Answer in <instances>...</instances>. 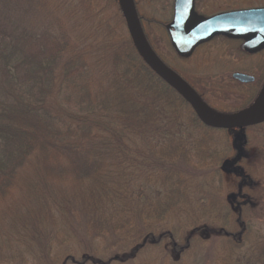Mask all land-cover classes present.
<instances>
[{
    "label": "trees",
    "instance_id": "obj_1",
    "mask_svg": "<svg viewBox=\"0 0 264 264\" xmlns=\"http://www.w3.org/2000/svg\"><path fill=\"white\" fill-rule=\"evenodd\" d=\"M105 3L0 0V264H264L259 126L206 127Z\"/></svg>",
    "mask_w": 264,
    "mask_h": 264
},
{
    "label": "rangeland",
    "instance_id": "obj_2",
    "mask_svg": "<svg viewBox=\"0 0 264 264\" xmlns=\"http://www.w3.org/2000/svg\"><path fill=\"white\" fill-rule=\"evenodd\" d=\"M133 1L137 14L147 20L141 24L147 41L164 64L175 69L184 81L189 80L197 90L203 92V99L207 104L213 101L215 105L229 109L239 108L242 104V98L239 96L241 88L232 80L231 75L247 72L250 62L263 64L264 51L252 59L243 54L237 42L217 38L201 46L188 57H178L169 44L166 31L151 22V19H156L169 23L174 0ZM99 2L101 6L106 4V0ZM261 7H264V0H194L195 13L206 17ZM127 29L121 22L119 31L124 34L128 32ZM249 72L248 75L251 76H257L259 73L257 68ZM253 136H256V140L252 141L246 164L256 180L257 201L250 211L253 222L264 226V128L255 129ZM205 259L206 255L199 253L194 261L195 264H213L212 258L210 262Z\"/></svg>",
    "mask_w": 264,
    "mask_h": 264
},
{
    "label": "water",
    "instance_id": "obj_3",
    "mask_svg": "<svg viewBox=\"0 0 264 264\" xmlns=\"http://www.w3.org/2000/svg\"><path fill=\"white\" fill-rule=\"evenodd\" d=\"M117 2L140 57L160 79L194 109L206 127L235 129L247 124L258 125L264 121V110L257 117L252 116L257 104L232 115H221L211 111L198 95L180 77L170 71L151 50L143 35L134 1L117 0ZM193 2L194 0H174L173 17L166 26L170 44L177 55L189 56L198 45L218 35L247 39L244 50L249 53L264 46V8L226 12L204 19L195 13ZM232 78L240 83L252 81L251 77L238 73L233 74Z\"/></svg>",
    "mask_w": 264,
    "mask_h": 264
},
{
    "label": "flooded vegetation",
    "instance_id": "obj_4",
    "mask_svg": "<svg viewBox=\"0 0 264 264\" xmlns=\"http://www.w3.org/2000/svg\"><path fill=\"white\" fill-rule=\"evenodd\" d=\"M261 8H264V7H261ZM254 9H260V8H254ZM197 16H199V17H202V18H204V19H209V18H212V17H214V16H217V15H214V16H211V17H206V16H204V15H197ZM172 17H173V15H172ZM172 17H171V20H172ZM139 22L141 23V21H140V19H139ZM171 22V21H170ZM142 24V23H141ZM169 23H167L166 25H168ZM166 25H165V27H166ZM141 27H142V25H141ZM142 30H143V27H142ZM143 33H144V31H143ZM145 35V34H144ZM145 38H146V36H145ZM217 38H224V39H227V40H232V41H235V42H237L238 44H239V47L241 48V51L243 52V54L244 55H247V57H249V58H255L256 56H258L259 54H261V53H263V51H264V46L263 47H261L260 49H258V50H256V51H254V52H251V53H249V52H246L245 50H244V46L246 45V42H247V39H245V38H227V37H225V36H222V35H218V36H215V37H213L212 39H210V40H208V41H206V42H203V43H201L200 45H198L194 50H193V52L195 51V50H197L198 48H200L201 46H203V45H205V44H207V43H210V42H212L213 40H215V39H217ZM146 40H147V38H146ZM148 42V41H147ZM149 43V42H148ZM150 45V44H149ZM193 52L190 54V55H192L193 54ZM189 55V56H190ZM178 56V55H177ZM178 57H181V56H178ZM186 57H188V56H186ZM258 69V75L257 76H251V75H248V74H250V72H249V70H251V69ZM249 70L246 72V71H242V72H236V73H238V74H243V75H246V76H249V77H251L252 78V81L251 82H249V83H240V82H238V81H236V80H234L233 78H232V75L233 74H235V73H233L232 75H231V78H232V80L233 81H235V82H237V84L239 85V87L241 88V91L239 92V96H240V98H242V104L240 105V107L239 108H242V107H244V105L246 104V103H248L247 104V107H245L244 109H240L239 111H241V110H245V109H250V108H252V107H254L256 104H257V106H255V108H254V110H253V113H252V116L253 117H257V115H260L262 112H263V110H264V62H263V64L261 63V65H259V64H255V61H253V62H250V67H249ZM173 71V70H172ZM173 72H175V74H177L178 75V73H177V71L175 70V71H173ZM244 72V73H243ZM254 75V74H253ZM180 77V76H179ZM184 77V76H183ZM181 78V77H180ZM185 78V77H184ZM182 79V78H181ZM186 79V78H185ZM183 80V79H182ZM187 80V79H186ZM184 81V80H183ZM189 87H191V89H193L196 93L197 92H199L200 93V91L199 90H197V88L194 86V84H192L189 80H187V81H184ZM203 93V92H202ZM197 95L201 98V100L204 102V103H206L205 101H204V99H203V97H204V93H203V97H201L198 93H197ZM239 108H237V109H234V110H238ZM238 111V112H239ZM255 126H259L260 128H264V121L261 123V124H258V125H255Z\"/></svg>",
    "mask_w": 264,
    "mask_h": 264
}]
</instances>
